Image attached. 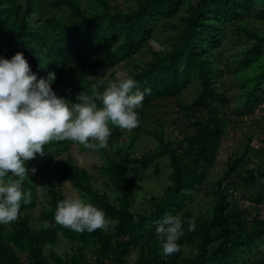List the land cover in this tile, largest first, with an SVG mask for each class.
<instances>
[{"label":"trees","instance_id":"obj_1","mask_svg":"<svg viewBox=\"0 0 264 264\" xmlns=\"http://www.w3.org/2000/svg\"><path fill=\"white\" fill-rule=\"evenodd\" d=\"M48 5L59 12L34 15L40 11L34 0H25L24 5L0 0V57L11 59L19 51L39 78L54 72L53 91L71 103H78V93L92 95L93 84L100 85L97 90L101 92L107 87V76L90 77L84 72L86 67L103 73L119 62L131 61L126 77L137 82L133 92L149 90L140 114L159 98L179 94L189 79L196 83L194 95L187 102L178 100L180 108L201 105L206 112L193 121L194 131L180 138L155 131L154 148L138 156L134 143L142 126L129 131L110 123L108 141L113 149L103 151L104 162L94 166V171L104 177L115 192L113 196L95 186L93 171L69 153L56 155L72 143L86 149L83 145L70 140L46 144L43 156L26 162L29 170L36 169L27 173L22 185V191H31V202H21L17 221L0 224V264H264V249L259 248L264 242V210L249 215L248 208L234 199V178L249 185L257 174L264 177V170L240 165L246 148L234 153L213 181L206 211L193 214L187 205L192 191L206 180L226 123L219 108V103L227 100L226 89L219 83V69L210 58V40L220 39L224 25L233 18L239 21L248 41L239 37L243 48L233 53L230 66L240 83L237 101L252 106L264 88V26L256 27L247 20L264 21V0H132L124 7L109 0H49ZM180 8L183 13L177 21L165 28L170 47L148 49L150 56L142 59L141 53H147L146 40L157 22ZM122 133L128 141L117 145ZM161 157H166L170 166L169 182L157 194H150L147 209L132 210L137 182L130 164L147 166ZM39 170L42 173L37 176ZM12 178L9 175L6 180ZM60 180L69 181L84 194L86 202L103 209L106 217L118 219L116 229L110 234L99 229L77 233L56 224L57 203L64 199L55 185ZM39 194L45 196V202L36 215ZM250 196L254 205L264 203V181ZM177 214L185 220L195 218L196 230L189 232L185 223V235L179 241L180 245L191 244L193 250L163 257L155 229L165 215ZM46 223L50 226L45 227ZM59 238L75 243L69 254L43 250L46 243L53 245ZM86 246L91 250L89 256L84 252ZM132 250L136 254L129 260Z\"/></svg>","mask_w":264,"mask_h":264},{"label":"clouds","instance_id":"obj_2","mask_svg":"<svg viewBox=\"0 0 264 264\" xmlns=\"http://www.w3.org/2000/svg\"><path fill=\"white\" fill-rule=\"evenodd\" d=\"M55 79L54 72L39 78L22 52L11 59L0 57V224L17 221L21 202H31V191H22V185L27 173L36 169L29 170L26 162L43 156L46 144L70 140L99 151L108 146L110 123L129 131L139 126L138 110L149 90L133 92L135 79L108 81L102 92L93 84L92 95H76L78 103L55 94L51 87ZM9 175L14 178L6 180ZM54 221L77 233L99 229L110 234L119 224L78 195L57 203ZM185 223L189 232L196 230L195 218L185 220L181 214L165 215L158 223L155 236L163 257L181 251Z\"/></svg>","mask_w":264,"mask_h":264},{"label":"rangeland","instance_id":"obj_3","mask_svg":"<svg viewBox=\"0 0 264 264\" xmlns=\"http://www.w3.org/2000/svg\"><path fill=\"white\" fill-rule=\"evenodd\" d=\"M24 5L25 0H16ZM40 8V11L33 12L37 15L39 12L42 16H47L53 12H59L57 9L48 5L49 0H34ZM84 2L88 0H83ZM110 3L117 4L121 7L128 5L132 0H109ZM183 13V8H180L174 15L160 19L156 26L153 28L151 36L146 40L144 50L147 53H141L140 57L148 58L150 51L166 50L170 47V37L166 33V29L170 22L177 21L179 16ZM251 25L256 27L264 26V21L251 18L247 20ZM242 31L239 28V21L233 18L229 23L224 25L223 35L218 40H210L212 46L211 60L216 64L219 69V83H222L226 89L227 100L219 103V108L222 115L226 118L224 130L221 135V142L217 148L215 161L210 165L206 180L203 181L199 187L192 191V196L188 198L187 205L193 214H199L206 211L211 202L212 196L210 191L213 187V181L222 174L226 168V164L234 153L241 152L246 148L240 165L248 167L253 171L264 170V88L262 94L258 95V99L252 106H246L239 103L235 94L241 89L238 79L235 77V70L231 68L232 55L243 48L239 37ZM247 40V39H245ZM248 41V40H247ZM132 62L122 61L114 66L108 68L103 73L96 69L86 67L84 72L94 78L108 77L109 81L117 80L121 77L128 75V66ZM195 80L189 79L181 86L179 94L173 96H165L159 98L157 103H154L146 109L145 113L139 114L140 125L142 130L139 138L135 141V154H139L151 150L156 145L157 139L155 131L163 135H171L175 138H180L188 133L194 131L193 121L201 119L206 109L201 105L189 106L187 108H180L178 100L182 102L190 101L194 95ZM124 141H128L126 133H122L118 140L117 145H121ZM91 142V141H90ZM247 144V145H246ZM112 146L108 141L106 150H112ZM105 149L99 151L91 149H81L78 144L72 143L68 149L63 152H57L56 155L64 156L69 153L71 157L77 161L78 164L87 167L93 171V183L100 189L105 190L110 196L115 192L105 182L103 176H99L94 171V166L104 162ZM170 166L166 157H161L155 161L150 162L147 166H141L138 163L130 164L129 170L136 177V192L135 200L132 205V210H141L148 208V197L150 194H157L160 192L164 185L169 182L168 172ZM42 170H39L36 175H40ZM235 179L236 190L234 191V199L240 206L248 208V214L252 212L261 214L264 210V203L254 205L253 197L256 187L263 183L264 177L260 174L255 176L253 183L249 185L241 184L238 178ZM56 187L60 189L64 195V199L72 196H80L85 199L83 193L75 188L69 181L60 180L55 183ZM39 187V186H38ZM250 196V197H249ZM39 201L34 207V213L39 214V209L45 202V196L39 194ZM75 247L65 238H59L53 245L46 243L43 250L48 252L49 249H54L60 254H69ZM264 249V242L259 246ZM183 252H191L192 245L188 243L181 244ZM84 252L87 256L91 254L90 247L86 246ZM136 252L132 250L128 256L129 260L134 259Z\"/></svg>","mask_w":264,"mask_h":264}]
</instances>
